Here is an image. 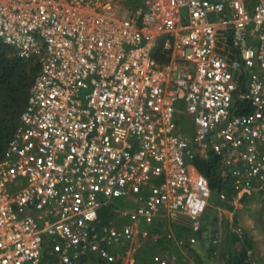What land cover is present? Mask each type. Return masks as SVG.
I'll use <instances>...</instances> for the list:
<instances>
[{
    "label": "built area",
    "instance_id": "obj_1",
    "mask_svg": "<svg viewBox=\"0 0 264 264\" xmlns=\"http://www.w3.org/2000/svg\"><path fill=\"white\" fill-rule=\"evenodd\" d=\"M0 40L39 66L0 157V264L117 261L174 227L194 245L208 207L264 196V0H0Z\"/></svg>",
    "mask_w": 264,
    "mask_h": 264
},
{
    "label": "rangeland",
    "instance_id": "obj_2",
    "mask_svg": "<svg viewBox=\"0 0 264 264\" xmlns=\"http://www.w3.org/2000/svg\"><path fill=\"white\" fill-rule=\"evenodd\" d=\"M204 221L203 232L194 245L186 240L180 242L181 237L186 238L189 232L174 227L176 241L167 238L161 242L152 238L140 240L133 244L130 254L117 261L136 264L138 253L145 258V264H158L162 259H167L169 264H264L263 197L231 205L227 201L216 202L207 208ZM167 229L168 226H159L158 232Z\"/></svg>",
    "mask_w": 264,
    "mask_h": 264
},
{
    "label": "trees",
    "instance_id": "obj_3",
    "mask_svg": "<svg viewBox=\"0 0 264 264\" xmlns=\"http://www.w3.org/2000/svg\"><path fill=\"white\" fill-rule=\"evenodd\" d=\"M38 71L39 66L37 63L19 57L15 54L12 47L0 40V157L3 155L9 140L19 124L21 113L26 105L30 88ZM242 105V102L237 100L235 105L236 113L242 111ZM177 122L182 133H186L189 136L192 135L191 121L182 110H179ZM194 165L209 179L215 198L218 199V194L221 191H226L231 195L232 188L222 176L223 164L221 156L211 152L208 157H205L203 152L197 148ZM259 197L264 199L263 195L244 193L240 199L241 202L245 203ZM128 203L123 198H117L105 205L100 211L101 223L107 224L116 214V209L120 206L128 205ZM159 226L163 227L159 223L158 226L154 227V232H158ZM185 230L189 231L187 228ZM162 231L160 230V232ZM199 236L201 235L199 234ZM162 239L164 238L159 239L158 242H161ZM143 259L145 260L144 257H140V254H136V264H145ZM95 263L107 264L106 260L86 257L78 264ZM111 264H120V261Z\"/></svg>",
    "mask_w": 264,
    "mask_h": 264
},
{
    "label": "clouds",
    "instance_id": "obj_4",
    "mask_svg": "<svg viewBox=\"0 0 264 264\" xmlns=\"http://www.w3.org/2000/svg\"><path fill=\"white\" fill-rule=\"evenodd\" d=\"M205 183L206 182L203 179L200 181V185H201L202 188L205 185ZM188 206H189V209L191 210V212L193 214H196V213H198L200 211H203V208L206 205H205L204 201L198 200V199H196L194 197H190L189 201H188Z\"/></svg>",
    "mask_w": 264,
    "mask_h": 264
},
{
    "label": "crops",
    "instance_id": "obj_5",
    "mask_svg": "<svg viewBox=\"0 0 264 264\" xmlns=\"http://www.w3.org/2000/svg\"><path fill=\"white\" fill-rule=\"evenodd\" d=\"M28 99V98H27Z\"/></svg>",
    "mask_w": 264,
    "mask_h": 264
}]
</instances>
